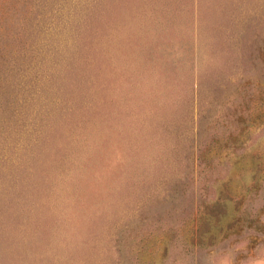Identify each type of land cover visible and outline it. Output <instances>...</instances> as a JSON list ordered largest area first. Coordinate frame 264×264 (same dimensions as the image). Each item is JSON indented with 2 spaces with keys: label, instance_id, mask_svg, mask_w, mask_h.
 <instances>
[{
  "label": "rangeland",
  "instance_id": "rangeland-1",
  "mask_svg": "<svg viewBox=\"0 0 264 264\" xmlns=\"http://www.w3.org/2000/svg\"><path fill=\"white\" fill-rule=\"evenodd\" d=\"M0 264H264V0H0Z\"/></svg>",
  "mask_w": 264,
  "mask_h": 264
}]
</instances>
